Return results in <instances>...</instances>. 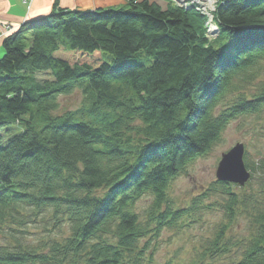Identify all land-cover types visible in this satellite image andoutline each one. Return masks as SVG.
<instances>
[{
	"label": "trees",
	"instance_id": "trees-1",
	"mask_svg": "<svg viewBox=\"0 0 264 264\" xmlns=\"http://www.w3.org/2000/svg\"><path fill=\"white\" fill-rule=\"evenodd\" d=\"M213 16L219 35L208 40L204 17L169 2L55 6L3 37L0 264H154L161 231L179 228L201 201L175 209L172 181L231 121L264 111V81L241 93L264 78V0H219ZM75 89L82 108L53 115ZM210 187L203 196L226 197L231 221L238 205L251 207L231 184ZM249 217L253 234L230 264H264V205ZM35 223L68 226V237L33 248L23 236ZM225 229L205 252L228 248Z\"/></svg>",
	"mask_w": 264,
	"mask_h": 264
},
{
	"label": "rangeland",
	"instance_id": "rangeland-1",
	"mask_svg": "<svg viewBox=\"0 0 264 264\" xmlns=\"http://www.w3.org/2000/svg\"><path fill=\"white\" fill-rule=\"evenodd\" d=\"M217 0L216 7H218ZM163 3V4H162ZM164 10L168 1L162 0ZM205 22V17H204ZM4 37V36H3ZM207 38V36H205ZM211 38V35H208ZM209 40V39H208ZM140 61H143L141 58ZM149 65L148 60L143 61ZM263 75L256 77L252 82L243 84L241 93L245 96H253L263 83ZM84 97L78 89L68 95H61L57 100V110L52 114L61 116L63 113L77 111L82 108ZM137 139V137H135ZM244 146V164H248L253 170L247 168L250 179L244 186L232 185L231 191L239 198L249 200L248 211L245 212L237 206L233 220L227 218L224 208L226 197L222 195H208L211 185L215 183V172L222 154L229 151L235 144ZM264 111L255 114H244L231 121L223 130L220 139L214 143L211 150L203 157L197 158L188 164L183 172L175 177L167 191V198L175 209L184 210L191 206L194 198L200 199V205L195 208L194 214L182 221L177 229H164L155 242L154 264H230L238 260L245 251L250 237L253 234L251 217L254 208L264 205ZM262 166V167H261ZM150 201L144 197L137 204L136 212L140 219L146 216ZM258 209V208H257ZM256 209V210H257ZM255 210V211H256ZM48 221V220H47ZM27 230L23 238L33 248L44 249L50 242L61 241L68 237V226L54 228L38 224H27ZM228 227V228H227ZM225 229L224 240L229 244L225 251L215 254L205 252L214 241L217 233ZM228 229V230H227ZM6 239L0 236V244Z\"/></svg>",
	"mask_w": 264,
	"mask_h": 264
},
{
	"label": "crops",
	"instance_id": "crops-1",
	"mask_svg": "<svg viewBox=\"0 0 264 264\" xmlns=\"http://www.w3.org/2000/svg\"><path fill=\"white\" fill-rule=\"evenodd\" d=\"M147 1L162 8V0ZM129 4L130 0H0V25H9L13 29L11 32H14L26 21L46 17L55 6L67 10L90 11L122 8ZM2 41L3 37L0 38V58L3 54Z\"/></svg>",
	"mask_w": 264,
	"mask_h": 264
},
{
	"label": "water",
	"instance_id": "water-1",
	"mask_svg": "<svg viewBox=\"0 0 264 264\" xmlns=\"http://www.w3.org/2000/svg\"><path fill=\"white\" fill-rule=\"evenodd\" d=\"M244 146L241 143L235 144L233 148L222 154L215 172L216 180L238 186H244L250 179L244 162Z\"/></svg>",
	"mask_w": 264,
	"mask_h": 264
},
{
	"label": "built area",
	"instance_id": "built-area-1",
	"mask_svg": "<svg viewBox=\"0 0 264 264\" xmlns=\"http://www.w3.org/2000/svg\"><path fill=\"white\" fill-rule=\"evenodd\" d=\"M174 6H178L184 10L194 9L202 17H205L204 27L206 28V36L211 35L212 39L217 38L219 29L214 21V12L216 11L217 0H167ZM9 25H0V38L12 31ZM210 39V38H208Z\"/></svg>",
	"mask_w": 264,
	"mask_h": 264
}]
</instances>
